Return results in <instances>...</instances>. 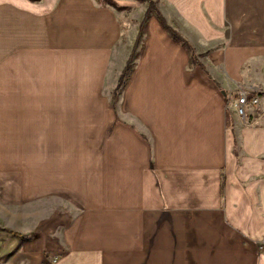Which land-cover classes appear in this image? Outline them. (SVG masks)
<instances>
[{
  "label": "crops",
  "instance_id": "0c3cea01",
  "mask_svg": "<svg viewBox=\"0 0 264 264\" xmlns=\"http://www.w3.org/2000/svg\"><path fill=\"white\" fill-rule=\"evenodd\" d=\"M111 1L0 0L4 264H264V0Z\"/></svg>",
  "mask_w": 264,
  "mask_h": 264
},
{
  "label": "rangeland",
  "instance_id": "374dc122",
  "mask_svg": "<svg viewBox=\"0 0 264 264\" xmlns=\"http://www.w3.org/2000/svg\"><path fill=\"white\" fill-rule=\"evenodd\" d=\"M101 1H103V0H101ZM142 2H146L147 5H148L147 1H142ZM150 15H154L155 16V13L151 12ZM132 17L135 18L136 22L138 21V18H139V34H138V36L136 37V39H135V41L133 43V51H132L133 54H135L137 52V50L139 48V45H140V42H141L140 33L142 32L143 23L145 22V20L148 17H146V18L143 17L142 18V16H141V19H143V20H141L140 19V15L137 14V13L136 14L133 13ZM133 59H134L133 55L128 58V60H130L129 61V65H128L129 71H130ZM112 94H113V92H111V99H112ZM7 186H11V185H7ZM0 205H1V203H0ZM40 212H42V209H41ZM10 241H15V211L7 210L6 206H0V245L2 247H4L3 245L5 243H9ZM0 253H1V249H0ZM5 262H6V256H0V264H4Z\"/></svg>",
  "mask_w": 264,
  "mask_h": 264
},
{
  "label": "trees",
  "instance_id": "16d2710c",
  "mask_svg": "<svg viewBox=\"0 0 264 264\" xmlns=\"http://www.w3.org/2000/svg\"><path fill=\"white\" fill-rule=\"evenodd\" d=\"M104 1L109 3V4H112V2L110 0H104ZM138 1H140V2L147 1L148 2V7L146 9L144 18L148 17L151 14V12H154L155 15L157 16V18L159 19V21L161 22V24L164 25L163 18L161 17L159 12L157 11V9L155 7V3H154L153 0H138ZM170 33H171V36H172V38L174 40L180 41L181 43H184L182 38L176 32H174L173 30H170ZM187 48L190 49L188 46H187ZM129 61L130 60L127 61L125 67L121 71L120 76H119L118 81H117V85H116L115 89L113 90V94H112V100L113 101H115L117 99L120 89L122 88V86L124 85L126 79L128 78V75H129V67H128Z\"/></svg>",
  "mask_w": 264,
  "mask_h": 264
},
{
  "label": "built area",
  "instance_id": "2783aa9c",
  "mask_svg": "<svg viewBox=\"0 0 264 264\" xmlns=\"http://www.w3.org/2000/svg\"><path fill=\"white\" fill-rule=\"evenodd\" d=\"M248 103H250L251 105H255L258 103V98L252 97L250 100H248L246 94L244 92H241L237 99L235 110L237 115L243 120L247 116L246 105ZM257 251L264 254V237L257 242Z\"/></svg>",
  "mask_w": 264,
  "mask_h": 264
}]
</instances>
